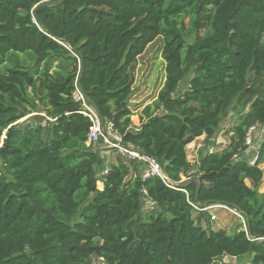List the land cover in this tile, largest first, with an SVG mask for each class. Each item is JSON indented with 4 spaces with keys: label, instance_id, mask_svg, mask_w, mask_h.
<instances>
[{
    "label": "trees",
    "instance_id": "obj_1",
    "mask_svg": "<svg viewBox=\"0 0 264 264\" xmlns=\"http://www.w3.org/2000/svg\"><path fill=\"white\" fill-rule=\"evenodd\" d=\"M45 1L0 0V264H212L246 255L264 264V135L254 165L242 158L248 129L264 127V0H64L34 15ZM157 37L164 83L134 132L136 60ZM73 51L83 57V97L122 146L155 160L165 182L143 181V165L117 152L106 164L87 142ZM66 63L67 73L50 72ZM234 102L243 110L228 145L188 162L186 146L212 139ZM36 112L44 117L19 122ZM186 179L199 190L177 186ZM142 189L155 204L145 214ZM203 203L237 211L245 230H210Z\"/></svg>",
    "mask_w": 264,
    "mask_h": 264
},
{
    "label": "rangeland",
    "instance_id": "obj_2",
    "mask_svg": "<svg viewBox=\"0 0 264 264\" xmlns=\"http://www.w3.org/2000/svg\"><path fill=\"white\" fill-rule=\"evenodd\" d=\"M163 47V40L161 37H157L153 42L148 44L142 54L137 57L136 65L134 69V82H133V92L130 98V109L132 112L131 122L133 125L138 124L139 116L142 109L151 104L157 96L158 91L161 89L164 83V67L165 63L161 58ZM20 62L24 66H31L33 64V59L30 56L20 55ZM71 66L67 63L61 68L56 65L50 69V72H57L58 74H65L70 70ZM190 76H187L180 84L178 91L187 89V84ZM242 107L237 105L236 102L232 105L228 114L225 115L222 122V127L216 131L212 139L206 142L204 136L197 138L193 142L186 146V159L188 162L193 163L198 160L202 154L219 152L225 148L229 143L230 133L227 132L228 127L232 126L235 118L242 112ZM247 110V107L244 109ZM33 117L39 120L40 117H44L43 112H36L31 114L19 122ZM39 117V118H38ZM252 148L245 150L242 158L251 163L254 158V149L260 143V135L256 131L251 136ZM201 144L203 148L196 151V146ZM97 151L103 155L104 162L115 163L118 154L108 145L102 142H98ZM263 168V165H261ZM249 186V183L246 182ZM97 188H101V184H97ZM264 192V181L258 189V193ZM209 216V227L210 230H224L228 235L237 233L240 230H245V219L235 210H231L224 206L214 205L203 210ZM193 217H197V211L193 213ZM202 227H205L204 221H202ZM93 264H105L103 261L94 259ZM212 264H250V256L246 255L240 259H234L230 257H223L221 259L215 260Z\"/></svg>",
    "mask_w": 264,
    "mask_h": 264
},
{
    "label": "built area",
    "instance_id": "obj_3",
    "mask_svg": "<svg viewBox=\"0 0 264 264\" xmlns=\"http://www.w3.org/2000/svg\"><path fill=\"white\" fill-rule=\"evenodd\" d=\"M73 99L74 101L80 104L81 107L80 114L86 117L90 122V126L88 128V133H87L88 143L90 144H97L98 142L105 143L106 145H108L109 148L115 150L127 161H132L135 163L142 164L143 170L141 176L143 181L149 179L150 177H158L160 180L165 182L166 180L165 175L162 173L160 167L155 162V160L150 157L143 156L129 147L122 146L120 143V137L116 133L113 124L107 123L106 125H103L102 120L97 114V112L94 110V108L91 105H89V102L83 97L81 93L77 91V89L76 92L73 94ZM131 129L134 132H139L140 125H131ZM256 131L260 135V143L254 149L255 158L251 163H249L250 165H254L257 157L259 156L260 145H261L262 137L264 135V127L260 125L251 126L246 133V138L244 141L245 146L247 148L246 150L252 148L251 136ZM203 147L201 144H198L196 146V151ZM102 173H104V170ZM141 193H142V198H141L142 212L145 214L153 211L155 204L148 198L147 192L144 189L141 190Z\"/></svg>",
    "mask_w": 264,
    "mask_h": 264
},
{
    "label": "water",
    "instance_id": "obj_4",
    "mask_svg": "<svg viewBox=\"0 0 264 264\" xmlns=\"http://www.w3.org/2000/svg\"><path fill=\"white\" fill-rule=\"evenodd\" d=\"M64 0H52V1H45V2H42V3H39L35 8H34V12L33 14L36 15V12L40 9V8H45V7H53V6H58L60 5ZM73 55H75L77 57L78 52L77 51H73L72 52ZM78 65H79V74H78V78H77V81H76V89L79 93H81V88H80V79L82 77V73H83V57L82 56H78ZM82 94V93H81ZM190 183H194L196 185V191L199 190L200 188V184L197 180L195 179H186L180 183L177 184V186L179 188H182L184 187L185 185L187 184H190ZM205 208H208L207 207V204L206 203H203V204H199L198 205V209L199 210H203Z\"/></svg>",
    "mask_w": 264,
    "mask_h": 264
},
{
    "label": "crops",
    "instance_id": "obj_5",
    "mask_svg": "<svg viewBox=\"0 0 264 264\" xmlns=\"http://www.w3.org/2000/svg\"><path fill=\"white\" fill-rule=\"evenodd\" d=\"M137 122H138V124H136V125H140V124H139V121H137ZM132 125H133V123H132Z\"/></svg>",
    "mask_w": 264,
    "mask_h": 264
}]
</instances>
